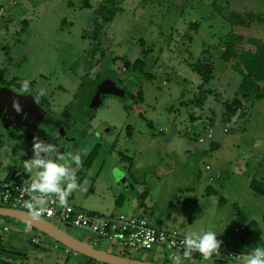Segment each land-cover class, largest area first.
<instances>
[{
	"label": "rangeland",
	"instance_id": "374dc122",
	"mask_svg": "<svg viewBox=\"0 0 264 264\" xmlns=\"http://www.w3.org/2000/svg\"><path fill=\"white\" fill-rule=\"evenodd\" d=\"M80 1L0 0V85L21 92L27 81L30 94L43 89V100L37 99L54 125L31 135L0 130V181L24 172L31 183L36 170L27 173L24 162L39 138L56 146L54 157L80 155V166L72 164L80 189L68 202L84 211L144 214L153 225L185 236L218 231L220 247L229 249L245 235L264 240V193L250 185L256 178L264 188V98L243 100L225 114L227 103L238 96L241 75L220 58L230 31L244 36L240 48L249 37L264 39V24L231 26L226 19L231 10L262 13L264 1L118 0L119 11L97 38L93 10L101 0H88L90 7ZM141 58L151 77L125 68V60ZM198 58L214 65L202 106L192 103L202 83L190 65ZM103 78H112L135 101L103 95V104L92 109L90 82ZM57 124L66 137L57 132ZM95 144L97 155L84 166ZM208 186L213 192H206ZM6 225L2 246L14 250L6 256L12 264H85L84 256L67 253L38 230L39 243H32L34 232L23 231L30 227L23 222L14 219ZM59 225L89 242L84 231ZM168 252L155 245L136 258L172 262ZM244 254L220 260L244 264ZM214 260L198 254L184 264Z\"/></svg>",
	"mask_w": 264,
	"mask_h": 264
},
{
	"label": "built area",
	"instance_id": "2783aa9c",
	"mask_svg": "<svg viewBox=\"0 0 264 264\" xmlns=\"http://www.w3.org/2000/svg\"><path fill=\"white\" fill-rule=\"evenodd\" d=\"M14 3L16 2L14 1ZM205 128L207 137L212 138L210 125L207 124ZM198 141L202 142L203 138H198ZM28 185L26 178L20 175L6 177L0 181V207L28 212L23 206L25 201L31 199L30 194L24 191ZM41 217L48 219L52 224L62 229L65 228L59 224L82 230L87 233L92 240L91 244L94 246L104 242L108 246V251H115L114 253L129 257L141 256L157 245L161 249L163 247L169 249L167 257L172 261L169 263L173 264V258L182 255L180 250L186 246L185 235L177 229L165 230L153 225L148 216L144 214L128 216L121 212L118 214L111 212L109 215H101L84 211L69 202L67 207H61L53 198L49 200L47 210L44 211ZM6 224H9V222L4 221L3 217L0 216V229L7 230ZM32 241L36 242L37 239L32 238ZM65 251L69 254H76L67 247ZM242 256V254L224 247H220L219 252L213 254L216 260H220L221 257L240 258Z\"/></svg>",
	"mask_w": 264,
	"mask_h": 264
},
{
	"label": "trees",
	"instance_id": "16d2710c",
	"mask_svg": "<svg viewBox=\"0 0 264 264\" xmlns=\"http://www.w3.org/2000/svg\"><path fill=\"white\" fill-rule=\"evenodd\" d=\"M117 1L118 0H101L98 6L93 10V38H97L98 35H100L104 23L108 22L110 18L119 11ZM69 4L71 5L72 3ZM80 5L82 7H90L88 0H81ZM226 19L231 26L239 25L242 27H249L253 23L264 24V12L258 13L254 12L253 10H231L228 12ZM191 25H193L195 29L198 28L197 23H191ZM242 41H244V36L242 34L230 31L223 40V46L220 52V58L241 75V80L237 89L238 96L230 103H227V107L224 112L225 114L229 115L233 113L235 107L240 108L242 106L243 100H260L264 98V39L249 37L245 40L247 44L246 47L240 48L239 45ZM123 63L126 66L125 68L128 70L135 71L146 78L151 77L150 73L146 71L147 63L144 58L136 59L132 63H129V61L125 60ZM190 65L192 69L200 76L202 81L197 95H195L192 99V103L196 106H202L204 104L205 98L209 94V90L204 89V85L207 84L213 77L214 65L212 61H203L201 58L196 59L193 63H190ZM95 82H97V80ZM115 83L117 84V82ZM139 93L141 94V91ZM125 96L131 101H135V97L132 95V93L126 90ZM36 97L43 100V98L38 94H36ZM104 97L105 96L102 97L103 100ZM68 115L69 111L64 110L63 116ZM98 145L99 144H95L92 147L83 163L84 166H89L92 163L93 159L97 155ZM125 158L129 159L128 157ZM250 185L251 188L257 193H264L262 184L256 178H252ZM206 192L211 193L213 192V189L208 186L206 188ZM121 200L122 197L118 196L116 203L119 204ZM2 242L3 239L2 236H0V244ZM82 256L85 258V264L98 263L97 261L85 255Z\"/></svg>",
	"mask_w": 264,
	"mask_h": 264
},
{
	"label": "clouds",
	"instance_id": "9594fccd",
	"mask_svg": "<svg viewBox=\"0 0 264 264\" xmlns=\"http://www.w3.org/2000/svg\"><path fill=\"white\" fill-rule=\"evenodd\" d=\"M23 88L25 92L29 90L27 81L23 83ZM38 95L43 96L44 90L40 89ZM13 108L18 113L21 111L18 101L13 102ZM32 152V157L24 162V169L29 174L33 170L36 171L31 183L24 189L30 194L31 199L25 201L23 206L33 220H38L47 210L50 199L54 198L59 206L67 207L68 197L80 189L72 164L78 168L81 157L71 152L54 157L53 154L57 152L56 146L39 138L34 139ZM217 232L205 230L188 234L185 237L186 246L183 254L175 256L173 264H184L185 259L192 256L193 251L199 252L205 261L212 259L213 254L219 252L222 243L217 239ZM244 264H264V245H258L247 252Z\"/></svg>",
	"mask_w": 264,
	"mask_h": 264
},
{
	"label": "water",
	"instance_id": "95a60500",
	"mask_svg": "<svg viewBox=\"0 0 264 264\" xmlns=\"http://www.w3.org/2000/svg\"><path fill=\"white\" fill-rule=\"evenodd\" d=\"M89 94L90 107L92 109H95L96 107L103 104V95H115L119 98H122L124 101L127 98L125 96V90L119 87L115 81L110 78H103L97 82L91 80ZM14 101H18L21 106V111L19 113L13 108ZM1 115H3L4 118L6 117L9 119L13 125L21 124L23 126H31L33 129H37L43 119L47 122L52 121L48 116L46 109L42 108L38 104L33 94H18L7 87H0V116ZM56 130L63 137H66L65 131L61 125L57 124ZM121 181L124 182L125 179L122 178ZM0 216L23 222L28 226L46 234L56 242L61 243L63 246L69 248L75 253L85 255L100 263L172 264L162 261H146L144 259L120 255L96 247L93 244L76 237L67 230L52 224L42 217H40L38 220H33L32 217L28 215V212L20 209L0 207ZM183 251L184 248L180 250V253L183 254ZM198 254L199 253L197 251H193L192 256L190 257H197ZM0 262L4 264H12L3 258H0Z\"/></svg>",
	"mask_w": 264,
	"mask_h": 264
},
{
	"label": "flooded vegetation",
	"instance_id": "af4514ba",
	"mask_svg": "<svg viewBox=\"0 0 264 264\" xmlns=\"http://www.w3.org/2000/svg\"><path fill=\"white\" fill-rule=\"evenodd\" d=\"M0 87H7L8 89H10L9 86L0 85ZM28 91H29V90H28ZM28 91L25 92L24 89H22L21 92H16V93H18V94H29ZM14 92H15V91H14ZM32 94L36 96V94H34V93H32ZM102 97H103V96H102ZM36 100H37L38 104L43 108L42 104L39 103L37 97H36ZM102 100H103V99H102ZM51 120H52V119H51ZM50 126H51V127L54 126V125H53V121H51V122H47L46 120L43 119V120L41 121V123L39 124L38 128H37V129H33L31 126H23V125H21V124H14V125H13V124L10 122L9 119H7L6 117L4 118L3 115L0 116V130L5 129V130L11 132L12 135L15 134V131H16L17 129H21V130H22V133H26V134L29 133V134L31 135V132H36V131H38V130L41 131V130H43V129H49ZM65 134L67 135V132H65ZM67 139H68L69 141H71V140H70L71 138H68V137H67ZM8 219H9V218H8ZM3 220L6 221V222H9V221L11 222V221H13V220H10V219H9V221H8V220L6 219V217H3ZM27 229H28V230H27ZM27 229H23V231L26 230V231L34 232V234H32V236H33V238H36V239H37V235H36V233H38V231H36V229H34V228H32V227H28ZM7 230H8V229H7ZM6 235H7L6 230H2V229H0V236H2L3 242H4V239H5ZM30 240H31L32 243H39L38 239H37L36 242H33V241H32V238H31ZM3 242H2V243H3ZM2 243L0 244V258H3V259H5V260L8 261V258L6 257V256H7L6 254L11 253L10 251H12V253H14V250H12L10 247L8 248V247H4V246H2ZM3 264H4V263H3Z\"/></svg>",
	"mask_w": 264,
	"mask_h": 264
},
{
	"label": "crops",
	"instance_id": "0c3cea01",
	"mask_svg": "<svg viewBox=\"0 0 264 264\" xmlns=\"http://www.w3.org/2000/svg\"><path fill=\"white\" fill-rule=\"evenodd\" d=\"M16 175H20L21 177L27 179V174L24 173V172H18V173L14 172L13 174L7 175V177H14ZM73 235H75V234H73ZM250 235H252V234H250ZM250 235H245L243 238L241 237L239 239L235 238L234 239V247L230 248V249L243 255V253L247 254V252H249L248 250L254 249L255 247H253V246H255V245H264V240L262 238L257 237V236H253L255 234H253L252 237H250ZM76 237H78V236H76ZM88 238H89V236H88ZM91 241L92 240L89 238V243H91ZM96 247H99V248L107 250V248L105 246L97 245ZM227 249H229V248H227ZM218 261H220V262L217 263V260H214L213 264H224V263H222V260H218ZM162 262H167V261H162Z\"/></svg>",
	"mask_w": 264,
	"mask_h": 264
}]
</instances>
